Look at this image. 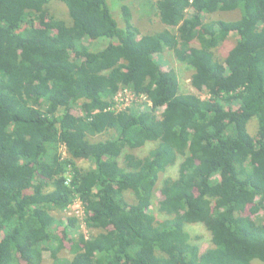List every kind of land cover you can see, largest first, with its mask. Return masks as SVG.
I'll return each instance as SVG.
<instances>
[{
  "label": "trees",
  "instance_id": "16d2710c",
  "mask_svg": "<svg viewBox=\"0 0 264 264\" xmlns=\"http://www.w3.org/2000/svg\"><path fill=\"white\" fill-rule=\"evenodd\" d=\"M107 1L0 0V264L264 263V0H155L162 28L146 34ZM102 39L101 50L84 44ZM166 51L194 70L195 94L159 66ZM122 88L163 111H112ZM148 143L158 145L135 157ZM180 158L158 220L153 192ZM76 194L87 236L79 219L52 214ZM194 224L211 234L204 252L185 230Z\"/></svg>",
  "mask_w": 264,
  "mask_h": 264
},
{
  "label": "rangeland",
  "instance_id": "374dc122",
  "mask_svg": "<svg viewBox=\"0 0 264 264\" xmlns=\"http://www.w3.org/2000/svg\"><path fill=\"white\" fill-rule=\"evenodd\" d=\"M154 1L155 0H125V1L108 0L107 4L113 16L115 15L114 18L118 20L119 22H121V6L122 5L128 6L132 12L133 24L139 29L141 34H146V33H150V32H153V31H156L162 28L159 17L157 16V10L155 9V6H153ZM53 11H54L55 16H57V18L59 19L67 18V11L64 5L54 4ZM213 18L225 20V21L235 20L239 18V12L238 11L231 12V13L220 12V13L212 15L209 19L213 20ZM236 40H237L236 34L234 33L231 34L229 38L222 44V46L219 49L215 50L214 52L215 58L218 60H223L226 57L229 50L236 44ZM108 42L109 41H107V39H102L99 41H92V42L84 40V44H89L90 48H92V50H95V51L103 49L105 46L108 45ZM155 58H156V61H158L159 66L164 71L173 70L176 73L178 77V82H179V92L181 94H195L196 93L190 86V79H191V76L194 70L189 65L177 61L174 58L173 53L170 51H166L163 54H159ZM124 90L127 91L128 89L122 88V90H119L116 92L114 97H118V94L122 93ZM126 96L127 95H122V97L124 98ZM199 96L202 98L206 97L204 92L199 93ZM114 97L112 100V105L114 102ZM135 105H136L135 103L134 104L125 103L126 110L127 109L140 110L139 107H135ZM161 109L162 107L154 108L153 113L155 114L156 117H158L159 113H161L162 111ZM254 121L255 120H252L250 123ZM249 125H248V129H249ZM113 133H114L113 131H109L101 135H97L96 137H91V140L98 141L102 139H108L113 136ZM157 145L158 143H148L144 147L132 151V153L134 154L135 157L142 159L145 156H147L148 153L152 149H154ZM59 151L63 157H67V153L63 147H60ZM181 161H182L181 158L178 159L174 166L167 167V169L163 173H161V175L159 176V181L153 192V197L151 200V211L154 213V215L156 216L158 220L164 217L158 210V203L163 198L161 195V189H162L163 183L168 178H171V179L178 178L179 176L178 166H179V163H181ZM76 163L77 165L82 166L83 168H91L93 166L91 162L85 161V160H76ZM125 196H126V200L129 203H131V201L134 200V196L131 191L125 192ZM72 205L75 211H79V208L81 207L80 205L76 203H73ZM82 208L83 207H81V211H84V209L82 210ZM52 214L58 218L67 217L64 209L60 213L52 212ZM258 218L263 219L264 213L259 214ZM78 227L84 236H87V233L89 234L92 233V231L89 230V228H87L86 224L83 222L80 225H78ZM185 230L190 236V243L197 246L200 252H204L207 249H210L212 247L211 234L202 224L186 225ZM74 231L76 230H73L71 232L73 233ZM61 256L67 259L71 258V255H69L66 252H63ZM51 263H52L51 259L45 258L42 264H51ZM253 264H264V263L260 261H254Z\"/></svg>",
  "mask_w": 264,
  "mask_h": 264
},
{
  "label": "built area",
  "instance_id": "2783aa9c",
  "mask_svg": "<svg viewBox=\"0 0 264 264\" xmlns=\"http://www.w3.org/2000/svg\"><path fill=\"white\" fill-rule=\"evenodd\" d=\"M122 95H127V96L124 98L122 97ZM125 103H133V104L135 103L136 104L135 107H139V109L144 112H153L155 108L152 101L146 95L142 93H136L134 90L128 89L127 91L124 90L122 93L118 94V97H114V102H113V106L111 107V110L115 112L126 110ZM161 110L163 111V108ZM68 182H69V178H68ZM73 203H76L82 207L78 194L74 195L73 201L64 209L65 214L68 217H75L79 219L80 224L82 222L85 223L84 211H81V207L79 208V211H75L72 205Z\"/></svg>",
  "mask_w": 264,
  "mask_h": 264
}]
</instances>
